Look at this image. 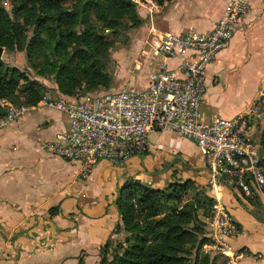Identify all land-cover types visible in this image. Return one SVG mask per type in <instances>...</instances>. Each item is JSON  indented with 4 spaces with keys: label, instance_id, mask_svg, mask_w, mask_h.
Wrapping results in <instances>:
<instances>
[{
    "label": "crops",
    "instance_id": "crops-1",
    "mask_svg": "<svg viewBox=\"0 0 264 264\" xmlns=\"http://www.w3.org/2000/svg\"><path fill=\"white\" fill-rule=\"evenodd\" d=\"M151 2L154 7L149 1L136 7L142 23L131 31L130 49L114 57L117 70L110 90L145 88L148 65L142 53H150L149 44L188 29L206 32L227 5V0ZM178 62L166 61L168 67ZM204 82V118H231L246 112L264 94V0H250L229 45L205 68ZM230 89L246 99L238 109L222 105L220 97ZM29 106L26 114L0 129V264H97L101 246L115 236L114 228L120 224L115 204L119 188L127 179L151 183L144 162L151 155H136L119 165L99 160L83 174L80 162L51 155L44 148V143L67 130L65 116L37 103ZM149 145L160 152L159 160L151 164L165 170L174 161L190 165L191 179L206 186L232 216L237 232L228 245L231 252L243 253L235 264H264L263 199L248 201L229 183L211 184L194 141L158 131L149 135L146 151ZM210 261L213 264L212 257Z\"/></svg>",
    "mask_w": 264,
    "mask_h": 264
},
{
    "label": "built area",
    "instance_id": "built-area-1",
    "mask_svg": "<svg viewBox=\"0 0 264 264\" xmlns=\"http://www.w3.org/2000/svg\"><path fill=\"white\" fill-rule=\"evenodd\" d=\"M131 1L136 7L148 1L151 7L155 5L151 0ZM249 9L250 0H227L210 30L188 29L165 34L150 43V53H142L148 72L146 86L141 90L123 88L71 97L54 91L44 93L37 104L60 112L68 121L67 130L44 143L46 152L80 162L86 174L99 160L119 165L141 155L151 133L170 132L195 142L211 184L226 182L244 198H264V152L249 131L252 117L264 120V94L246 112L231 118H204L202 114L204 70L229 45L234 26ZM168 59L179 62L168 67ZM0 105L4 108L0 129L9 127L30 109L29 105H14L5 99ZM210 226L209 247L224 258L223 264H235L243 256L241 251L231 252L228 245L237 232L236 222L218 203Z\"/></svg>",
    "mask_w": 264,
    "mask_h": 264
},
{
    "label": "trees",
    "instance_id": "trees-1",
    "mask_svg": "<svg viewBox=\"0 0 264 264\" xmlns=\"http://www.w3.org/2000/svg\"><path fill=\"white\" fill-rule=\"evenodd\" d=\"M11 1L15 20L8 16L0 0V47L24 52L29 68L40 77H53L58 93L67 97L73 96L82 80L94 89L102 86L99 91L111 88V79L103 73V60L110 46L95 31L92 19L114 33L138 28L142 23L131 0H72L69 6L64 5L66 0ZM166 1L170 0H155L160 5ZM73 25L84 29L73 33L68 30ZM27 27L34 29V36H26ZM21 78L25 83L17 87ZM44 89L0 60V98L16 105H34ZM3 114L0 105V117ZM260 137L264 145V126ZM164 193L138 180L124 181L115 204L129 233V244L112 262L102 257L98 264H185L183 256L190 253L194 255L193 264H211L208 256L199 254L198 234L204 233L205 237L208 228L196 210L210 207L214 200L202 191L198 207L195 201H187L179 208ZM161 214L165 216L160 218ZM201 235L199 246L205 241Z\"/></svg>",
    "mask_w": 264,
    "mask_h": 264
},
{
    "label": "rangeland",
    "instance_id": "rangeland-1",
    "mask_svg": "<svg viewBox=\"0 0 264 264\" xmlns=\"http://www.w3.org/2000/svg\"><path fill=\"white\" fill-rule=\"evenodd\" d=\"M1 3L6 13L8 14V16L11 19L15 20V17H14L15 10L13 9L14 6H13L12 1L2 0ZM71 3H72V0H66L64 5L69 6ZM92 22L95 27V31L99 35L103 36L104 40L107 41L110 46L106 53V59L103 60V62L106 64V69L103 71V73L111 79V88H112L115 84V74L117 70L116 60L114 59V57L116 53H123L125 50L130 49L132 29H122L114 33L111 30L102 28L99 25V23H97L94 19H92ZM83 29L84 27L81 25H73V26H70L68 30L73 33L78 34V33H81ZM25 34L28 38L34 36L35 35L34 29L32 27H27L25 29ZM0 60L8 69L16 68L19 71V73L27 77L28 82L40 84L43 87H45L44 91L42 92L43 94L48 91H54V92L57 91V86L55 84L53 77L51 76L40 77L32 69L29 68L24 52H19L16 50H8L5 47H0ZM24 83L25 82L23 78L19 79L17 87H20ZM98 87H99L98 89H94L88 83H86L85 80H82L79 86L73 92V96L76 94H85V93L101 90L100 87L102 86H98ZM136 89H138V87H136ZM232 92H233V89H230V93L226 91L223 94V96L220 97V100L222 101V105L224 104L225 109L227 110L240 108L238 106H240L241 100L242 102L246 100L244 96H241L238 93L233 94ZM2 99H5L8 102L14 104L11 100L7 98H0V101ZM20 104H24V103H20ZM227 110L225 112H227ZM230 112H233V111H229V113ZM263 126H264V120L261 121V119H257L255 117H252L250 119L249 127L252 128L254 132L253 134L250 132L251 137L255 141V143L259 145L262 151L264 150L263 149L264 145L262 144V142H260L261 141L260 134L263 129ZM154 133H157V132H154ZM154 135H158V134H154ZM150 145H152V143ZM150 147H149V151L147 150L141 154L142 156L151 155L150 157H148L147 160L144 161V162L147 161L146 166L148 167V170L147 169L145 170L149 171L147 179H150L152 183V184L145 183L146 185L151 186L152 188H155V189L164 190L165 191L164 194L169 198L167 200H170L171 203H174L179 208L182 207L187 201H195V206L198 207V204L200 203L201 198L203 197L202 191H204L207 194V196H210L214 200L213 205H211L210 207L209 205H206L204 208L198 207L196 210L199 219H201L205 223V226H207L208 228L207 233H205L206 238L204 237V233L203 235H201L202 233L198 234V245L197 246L200 248V252H199L200 257L203 255H206L209 257V259L210 257L213 258V264H223L225 262L224 258L221 257L220 254L216 252V250L209 247L212 244L211 238L209 236V233L211 231L210 221L213 216L214 206L216 205V202H217L216 199L207 190L206 186H202L196 183V181H194L193 179H191V177H193L194 175L193 174L191 175L188 171V169L190 170V167H191L190 165L184 166V165H181L178 161L177 162L174 161V163H171L168 167L166 166L167 169L165 170L162 168V166L159 167L156 164H151L154 161L156 162L157 160H159L158 153L160 152L158 151V149H155L154 147H151V148ZM176 165H180V167L177 168ZM174 167H176V169ZM188 174H190L189 177H188ZM261 199H263L264 201V198L256 196L255 198H252V200H248V201L257 200V202L259 201V203H261L262 201ZM140 216H143V215H140ZM140 216H138L139 219L141 218ZM164 216H165L164 214H161L159 217L163 218ZM119 219H120V216H119ZM121 222L122 221L120 219V224L118 223L116 227L114 228L113 234H115V236L112 238H108L101 246L98 262L102 260V257H104L107 262H112L114 257L116 255H121L123 251L126 249V247L128 246L129 233L125 231ZM200 235L204 237L205 239V241L202 242V245L200 244L201 246H199V236ZM190 254L188 255L186 254L183 256L186 259L185 264H193L194 255L193 254L190 255Z\"/></svg>",
    "mask_w": 264,
    "mask_h": 264
}]
</instances>
